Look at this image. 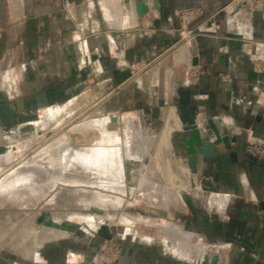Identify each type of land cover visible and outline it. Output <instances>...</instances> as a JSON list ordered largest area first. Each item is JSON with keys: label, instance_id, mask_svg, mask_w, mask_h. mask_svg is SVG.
I'll return each mask as SVG.
<instances>
[{"label": "crops", "instance_id": "crops-1", "mask_svg": "<svg viewBox=\"0 0 264 264\" xmlns=\"http://www.w3.org/2000/svg\"><path fill=\"white\" fill-rule=\"evenodd\" d=\"M136 1L0 0V150L41 134L50 117L58 126L84 112L148 118L163 129L157 152L163 140L166 154L174 147L188 168L181 176L185 186L177 189L186 218L165 225V236L181 232L191 242L197 235L227 244L229 260L216 251L227 264H264V160L248 152L249 143L264 136V46L254 43L264 40V17L254 13L247 30L230 12L216 13L223 0H158L159 10L148 0L150 12L139 18ZM193 7L204 13L189 23L188 39L178 43L180 11ZM132 62L140 63L139 69L147 66L132 69L120 90L111 91L116 73ZM189 67L199 71L194 80L183 71ZM183 100L197 107L204 139H215L210 126L202 125L208 119L220 130L223 140L214 144V157L200 147L188 151L191 131L178 112ZM147 132L155 137L152 148L157 135L152 128ZM128 173L132 179L138 175L135 169ZM170 192L175 191L165 195ZM50 219L37 218L42 232L54 223L53 237L46 240L43 233L38 241L52 242L49 250L17 258L2 254L0 264H94L103 231L92 235L87 227L98 225L86 222L85 240L77 235V222ZM33 229L27 226L22 235L27 238ZM117 264L185 263L165 252L128 250Z\"/></svg>", "mask_w": 264, "mask_h": 264}, {"label": "rangeland", "instance_id": "rangeland-1", "mask_svg": "<svg viewBox=\"0 0 264 264\" xmlns=\"http://www.w3.org/2000/svg\"><path fill=\"white\" fill-rule=\"evenodd\" d=\"M180 20L182 24L183 21L181 18ZM159 22L160 25L158 28H161L162 22L161 20ZM188 37V34L180 32L178 43L185 42ZM86 53H84V55ZM82 57L84 58L85 56ZM139 64L132 62L124 69L139 71L147 66L145 64L144 67H140L139 69ZM183 71L188 72L190 80H194L197 76H199L196 69L191 67L185 68ZM121 72L122 70L116 73V86H114L111 91L120 90L119 87L124 84V82L118 83V77ZM135 75H137V71H135L134 76ZM184 105L191 106L185 102ZM97 117H105V115H101L99 113L96 115L94 113V115H92L88 112H84L80 115L77 114L65 124H59V126L58 124H55L51 128H44L42 132H44L45 135L43 138H40V140L47 142L52 138V136L58 135L62 129L64 130L59 135L65 133V131L67 132L68 128L73 127L77 122L83 121L87 118L94 119ZM123 117L124 116L122 114H119L117 117L122 130L126 128V123H123L122 120ZM136 119L134 121L135 123H140L139 121H141L142 124H140L143 125L145 130L152 128L154 133L156 132L157 135L154 145H152L151 153L147 158H145L143 165H141V169L143 173H145L143 178L147 181L151 180V182H149L150 184L145 182L146 184L141 187V179L139 176L141 171L139 170H136L138 171V175L136 174V177L133 179L129 175V171L137 169L138 163H127L122 161L124 173L123 178L120 179V182L121 180L122 182L119 184V187H121H118L119 190L117 188L109 190L102 186L97 188L83 183L68 184L64 182H51L49 186L44 187L42 193H36V195H32L27 198V200L6 203L0 200V255L3 254L4 256H8L10 258H17L31 253L34 254L38 249L44 248L49 250L52 242L46 241L43 245L41 242H38L42 239L41 237L43 233L46 240L53 237L52 232L54 228L50 226H53L54 223L51 222L50 224H47L45 226V231L42 232L41 225L37 222L38 216L41 217V215H44V219L51 218L50 220H53L54 218L55 222L61 221L64 218L74 223L77 222L80 224L77 230V235L83 239H85L83 231L87 230V228H89V231L92 230V235H103L102 240L98 241L96 250L97 257L94 259V264H117L123 251L128 250L165 252L170 260H180L185 264H196L195 260L199 259V257L200 259H204V256L202 257V255L200 256L199 254V256H197V253L195 252H192L191 254V251H193V247L195 249L200 246L206 249V251L205 249L201 250H204L208 255L214 253L216 250H222L226 253L227 259L229 260V250L227 248V244L208 242L207 240H202V238L197 235L194 236L193 242H191L189 237L184 235L186 240L189 241H186L187 244L185 243L184 250H190L188 254L184 253L187 255L185 259H178L174 254L176 253V250H174L176 243L172 244L174 249L169 247L173 241L165 244L166 242L164 239L166 238V234L162 230L163 226L173 222L180 224L181 218H186V215L181 211V204L183 202L182 195L177 189L178 187L185 186L186 179L181 176L186 175L185 172L187 166L184 161L181 162V160L175 156L173 147L167 152L168 154L165 155L166 162H164V166L166 170L164 171L162 165L160 166L158 163L159 159L157 156L156 145L163 137V129L160 130L155 127V125L152 124V120L149 121L148 118L139 117L138 120ZM20 140H15L11 146L8 145L5 149L0 150V177L4 173L13 169L14 162L16 163L23 157L31 154L32 148L26 149L25 152H23L24 154L22 153L18 154V156L16 155L18 153L16 150L20 146L15 147L14 145L17 142H20ZM123 148V155L125 157L126 147L124 146ZM13 160L14 162H12ZM125 169L127 170L126 177ZM125 188L127 189V193H123ZM171 188L172 191L175 192L173 194L171 192L167 193L166 196L165 193L167 190L171 191ZM104 197L108 199V203H100L101 205L98 204V206H105L104 208L108 207L107 210L103 208L106 217L98 216L94 211L99 208L94 205V199ZM148 220L149 222H147ZM86 222L89 224L93 222V224L98 225V227H90L89 225L87 227ZM26 226H28V228L34 227V229L40 227V237H35V234L33 233V235H28V237L25 238L26 235H22V230L25 229ZM101 230L103 232L100 235L99 232ZM189 243L191 244L190 247L188 245ZM77 245L81 246V243H77ZM166 245H168L169 248H167ZM194 251H196V249ZM36 254L38 255L39 253L37 252ZM191 256H194V258L191 259ZM141 261L146 262L148 260L142 259ZM222 261L227 264L226 259H222Z\"/></svg>", "mask_w": 264, "mask_h": 264}, {"label": "bare ground", "instance_id": "bare-ground-1", "mask_svg": "<svg viewBox=\"0 0 264 264\" xmlns=\"http://www.w3.org/2000/svg\"><path fill=\"white\" fill-rule=\"evenodd\" d=\"M139 1L140 0L136 1L138 17L143 18L150 12V6L147 4L148 0H146L149 10L144 15H141L138 5ZM153 23L158 26L157 21ZM132 75L133 73L131 70V76ZM131 76L125 79L122 78L121 83L125 82ZM116 116L118 117L116 114H111L105 115V117L84 119L83 121L75 123L73 127L68 128L67 132L65 131V133L59 135L64 130L62 129L58 135L52 136L47 142L40 140V138L44 137V132H41L39 135H32L22 146L19 145L20 147L16 150V152L18 151L16 154L18 156V154L25 152L26 149L32 148L31 154L23 157L16 163L13 160V169L0 177V200L4 203L27 200V198L34 194L36 195V193H42L44 187L49 186L51 182H64L68 184L83 183L97 188L102 186L109 190L114 188L118 189L119 184L122 182V180L120 182V179L123 178L124 173L122 161H125L124 159H126V157L139 161L137 169L135 170L141 171V186L145 185V182H151V180L147 181L143 178L145 173H143L141 165H143L145 157L151 152V143L155 137L151 138L147 130L144 131L139 128L140 123L134 122L137 118L136 116L127 114L123 117L126 123V128L123 130ZM48 121V128L53 127L51 117L48 118ZM180 121L182 122L181 116ZM124 146L126 147L125 157L123 155ZM166 150L167 146L162 140L159 144L157 153L159 159L158 163L160 166L162 165L164 171L166 170L164 166V162H166ZM94 200V205L99 207L96 209L99 211L95 212L96 215L105 216V211L103 209L105 206H98V204H107L108 199L104 197ZM166 229L167 228L163 226V232L166 233ZM33 230L35 234L36 229ZM177 233L178 234L170 235L168 232L164 241L170 238L173 239V243H171L169 247L171 249L175 247L174 250H176V253L181 254L185 258L187 255L182 252L185 251V243L187 244L189 241L186 240L184 233ZM30 235H33V233H30ZM35 237H37L36 234ZM175 243L176 246L172 247V244ZM188 245L189 247L191 246L190 243ZM200 247L195 248L196 251H194L195 249L193 247L191 254L195 252L197 256H204L203 258L207 255L210 260H212L214 256H218V263L226 264V262L222 261L223 258L221 255L217 254V250V252L215 251L216 253L208 255L205 253L206 249ZM201 249H205V251ZM192 258H194V256H191V259ZM203 260L204 259H200L199 257L195 262L201 263Z\"/></svg>", "mask_w": 264, "mask_h": 264}, {"label": "built area", "instance_id": "built-area-1", "mask_svg": "<svg viewBox=\"0 0 264 264\" xmlns=\"http://www.w3.org/2000/svg\"><path fill=\"white\" fill-rule=\"evenodd\" d=\"M222 11L230 12L229 18H235L248 30L249 21L254 13H260L264 17V0H223L217 4L216 13ZM203 13L204 11L200 7L181 10L179 15L184 25L180 32L183 34L191 33L192 30L188 28L189 23L203 15ZM254 43L264 46V40ZM196 71L199 73L198 70ZM248 152L252 157L264 160V136L252 140L248 145Z\"/></svg>", "mask_w": 264, "mask_h": 264}, {"label": "water", "instance_id": "water-1", "mask_svg": "<svg viewBox=\"0 0 264 264\" xmlns=\"http://www.w3.org/2000/svg\"><path fill=\"white\" fill-rule=\"evenodd\" d=\"M154 4L153 7L157 10L160 9L159 1L153 0ZM138 5L140 7V14L144 15L148 12L149 7L146 4V0H140L138 2ZM131 76L130 70H124L121 72V74L118 77V83L122 82V78H127ZM182 105L178 106V112L181 116V120L184 125L185 130H190L191 134L188 138V144H189V152L193 153L196 151V147H200V151L207 157H214V144L219 143L222 138V134L218 127L216 126L215 122L211 119H208L206 122H203L202 125L207 126V124L210 126V128L213 130L215 139L209 140L204 139V130L198 125V110L196 106H188L184 105V100L181 101ZM197 145V146H196ZM95 212H99L98 210H94ZM196 264H219L218 263V256H214L212 260L209 259V257L206 255L204 260L201 263Z\"/></svg>", "mask_w": 264, "mask_h": 264}]
</instances>
